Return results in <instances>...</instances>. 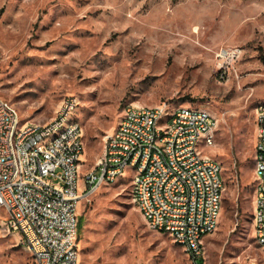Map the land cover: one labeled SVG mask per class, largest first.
Here are the masks:
<instances>
[{"label":"rangeland","instance_id":"rangeland-1","mask_svg":"<svg viewBox=\"0 0 264 264\" xmlns=\"http://www.w3.org/2000/svg\"><path fill=\"white\" fill-rule=\"evenodd\" d=\"M223 48L242 55L221 59ZM0 96L39 124L75 97L83 174L127 105L210 111L218 128L206 152L222 164L225 188L203 264H264L253 221L264 0H0ZM7 217L0 208V264H36L22 236L5 229ZM79 247L80 264H196L169 235L148 228L132 201L131 170L80 202Z\"/></svg>","mask_w":264,"mask_h":264},{"label":"built area","instance_id":"built-area-1","mask_svg":"<svg viewBox=\"0 0 264 264\" xmlns=\"http://www.w3.org/2000/svg\"><path fill=\"white\" fill-rule=\"evenodd\" d=\"M242 50L221 49L236 61ZM225 65L220 78L225 79ZM226 69V68H225ZM78 100L65 98L50 121H23L0 96V208L5 229L21 235L36 264H80L79 204L131 170L132 201L151 231L169 235L192 258L205 256L223 208L222 164L206 151L215 145L218 120L206 109L127 105L104 137L102 157L81 172L84 128ZM254 230L264 250V101L255 112Z\"/></svg>","mask_w":264,"mask_h":264},{"label":"trees","instance_id":"trees-1","mask_svg":"<svg viewBox=\"0 0 264 264\" xmlns=\"http://www.w3.org/2000/svg\"><path fill=\"white\" fill-rule=\"evenodd\" d=\"M80 229H81V227H80ZM195 263H196V264H203V258L197 259V260L195 261Z\"/></svg>","mask_w":264,"mask_h":264},{"label":"bare ground","instance_id":"bare-ground-1","mask_svg":"<svg viewBox=\"0 0 264 264\" xmlns=\"http://www.w3.org/2000/svg\"><path fill=\"white\" fill-rule=\"evenodd\" d=\"M81 160L84 161V157H82Z\"/></svg>","mask_w":264,"mask_h":264},{"label":"crops","instance_id":"crops-1","mask_svg":"<svg viewBox=\"0 0 264 264\" xmlns=\"http://www.w3.org/2000/svg\"><path fill=\"white\" fill-rule=\"evenodd\" d=\"M83 156V155H82Z\"/></svg>","mask_w":264,"mask_h":264}]
</instances>
